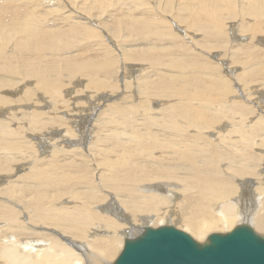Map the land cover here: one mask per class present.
<instances>
[{
	"label": "bare ground",
	"instance_id": "bare-ground-1",
	"mask_svg": "<svg viewBox=\"0 0 264 264\" xmlns=\"http://www.w3.org/2000/svg\"><path fill=\"white\" fill-rule=\"evenodd\" d=\"M199 1L198 5L204 3L202 7L211 6L208 15L213 20L212 29L205 21L201 23V27L214 39L213 46L222 51L229 50L226 49L228 44L222 46L230 35L228 30L226 33L223 29L222 6H219L218 0ZM1 5L4 6L5 3ZM228 9L232 17L245 18L244 14H237L231 6ZM249 11L255 14L257 21L249 25L250 28L240 24V32L250 30L252 36L264 34V0H258ZM11 13L15 18L8 23L9 27H1L7 12L0 7V105H10L2 112L3 116H0V178L6 177L5 181L9 179L3 173L16 169L14 161L24 152L26 155H33L34 159L33 162L30 161L26 174L21 173V177L16 180H8V187H0V264H113V259L123 248L124 239L138 233L139 223L145 224L143 226L152 225L150 227L153 228L157 222H166L169 218L174 224L190 232L199 243L207 241L216 231L223 233L243 223L249 224L257 235L264 237V164L258 170L261 162L264 163L263 148L256 147L258 151H253V144L264 146V118L257 115L253 118V122L257 120L256 123L247 130L237 129L223 134V130H218L213 141L203 134L216 127L217 120L221 117L214 114V106L232 115L238 116L239 113V116L251 117L252 106L249 108L239 102L240 99L233 97L236 93L223 73L225 71L202 57L200 51L197 54L190 53L187 58L173 63L177 67L190 64L196 67L191 77L178 81L166 76L155 78L145 71H142V75L135 76L138 71L134 72L135 66L132 64L134 69H130V72L134 80L130 82H134L137 89L140 84L148 93L144 94L139 106L115 103V106H110V112L117 115L116 121L123 127L144 120V139L135 140L125 135L123 145L118 147L117 136H114L115 141L107 143L106 134H99L98 130L102 125L95 130L91 127L86 149L82 144L84 141L77 139L84 138L81 126L90 120L88 114H79L83 112L79 111L80 107L86 106L85 100L82 101L83 104L77 100L67 110L62 109L66 100L58 101L55 106L52 100L58 99V94L62 95V88L66 86L61 84L64 74L69 77L78 74L85 76L83 80L88 81V86H84L85 90L114 91L116 87L110 82L111 79L114 80L112 72L117 64L114 50H105L101 54L96 53L95 49L86 56L69 55L59 58V61L55 57L43 60L38 56L40 51H37L39 48L47 49V44H55L53 41L62 35L60 29H54L58 32L50 35L35 32L31 19H21L17 11ZM137 23L141 24L142 20ZM231 27L234 32L233 24ZM76 28L78 29L77 26L72 27L71 31ZM13 30L20 35L29 36L25 41L20 38L18 45L12 44L13 54H10L15 60H12V56L3 47L6 33ZM243 37H238L240 42ZM245 37L247 40L250 36ZM79 38L82 39L81 36ZM143 39H147L146 36ZM245 43H239V47V44L234 46L237 49L235 51L245 58H238V63L248 65L244 73L240 74L247 80L257 76L259 80L262 79L264 86V51ZM258 43L264 44V38L258 39ZM140 46L145 47V50L138 52L136 49L133 53H127L126 58L145 63L159 61L160 67L168 64L164 58L149 52L147 44ZM233 49L228 51L231 56L234 54ZM181 52L182 49H174L167 54L178 57ZM134 64L141 65L140 62ZM224 64L220 65L225 66ZM201 71L204 72L203 76L200 75ZM104 75L107 78L102 79ZM82 82L76 81L74 86L64 90L63 95L71 96L76 91V85ZM14 87L18 89L9 91ZM123 87L126 89L127 84H123ZM39 91H42L41 95H38ZM51 92L54 97L47 102L43 93L50 95ZM9 94L17 97L12 100L8 97ZM257 94L260 96H257L258 99L264 101V90ZM49 95L47 98L50 99ZM102 96L111 100L108 94L100 97ZM158 96L167 101L165 107L159 108L160 113L158 110L154 112L158 108L150 103L152 98ZM40 98L44 103L43 107L48 108L46 112L38 109ZM83 98L88 103V110L95 112L98 109L90 96ZM255 98L254 101L257 100ZM69 99L73 100L72 97ZM140 107H144L143 111ZM17 108H20L19 112L16 111ZM10 109L16 113L11 115ZM58 109H62L67 116L58 115ZM71 114L72 119L79 121L72 120L70 126ZM43 116L48 119H41ZM49 125H56L51 130L55 137H50L49 133L40 136L38 132ZM63 125H66L64 134L56 129ZM233 132L238 134V139L230 138V133ZM162 134L165 135L163 139L158 138ZM261 136L262 139L258 142L255 138ZM72 137H76L77 142H73ZM43 139L63 143V146L57 147L60 143L56 142L59 143L55 144L57 148L52 147L49 152L51 159H39L41 157L34 155L35 144H42ZM53 145L50 143V146ZM50 146L46 144L45 148L49 149ZM59 151H65L68 158L59 159L62 156ZM91 151L100 158L94 160ZM21 164L25 165L23 162ZM170 208L173 212L167 218L166 211Z\"/></svg>",
	"mask_w": 264,
	"mask_h": 264
},
{
	"label": "rangeland",
	"instance_id": "rangeland-1",
	"mask_svg": "<svg viewBox=\"0 0 264 264\" xmlns=\"http://www.w3.org/2000/svg\"><path fill=\"white\" fill-rule=\"evenodd\" d=\"M0 1H1L0 5L5 3L4 6L1 5L0 7H3L7 12L5 21H2L4 23H1V27L3 28L9 27L8 23H10L12 19L15 18V16L11 13V11H17L18 17H20L21 19H31L32 20V23H33L32 27L35 29V32L39 31V32H43L45 34L50 35L53 32H58V31H54V29L55 30H57V28L60 29V32L62 34L61 37L55 39V40L59 39L57 40V42L55 40L53 41L55 42L56 45L53 44L52 41H50L52 44L51 45L47 44L46 45L47 49L39 48V50L37 51V52L40 51L38 56L43 60H51L50 59L51 57L52 58L55 57L57 58L56 60L59 61V58L67 57L69 55L72 57L74 55L86 56V55L92 54V51L93 50L95 51V49H96L95 51L96 53H101V54H103L102 52L105 50H109V51L114 50V55L117 58V64H115L116 65V68L114 69L115 72L114 71L112 72V77L114 78V80L113 79L110 80V82L114 84V87H116L114 91H109L108 89L106 90L99 89L97 90L98 92L97 91L92 92L89 89L85 90L84 86L86 85L88 86V81L83 80L85 79V76L78 74L74 77H69L68 75L64 74L61 78V84H66V86L62 88V93H61L62 95L58 94L57 96L58 99H56L55 101L52 100V98L54 97V95L52 94L53 92H51L50 95L47 93L46 94L43 93L46 101L48 102V100L49 101L52 100L54 106L56 105L58 101L62 99L66 100L64 107L62 108L66 110L68 108H71L73 103L77 102V100H78V103H82V101L85 100L86 106L80 107L79 111H83V112H80L79 114L82 116L88 114L90 116V120L87 123L82 124L81 126V134L84 135V138L80 139L77 137V139L80 140V142L84 141L82 144L83 146H86V149L88 148V145H89L87 142L90 141V136L88 137V135H91V133L89 134L91 127H93L95 130L97 128L99 129V127H101L102 125L103 126L98 130L99 134L103 132L106 134L107 143H110L113 140L115 141L116 139L114 138V136H117L118 147H121L123 145V140H124L125 135L128 137L134 138L135 140L144 139V135H145L144 131H146L144 127V120L136 121L133 124H129L123 127V125H118V122L116 121L118 118L117 115L112 114L110 112V106L112 105L115 106V103H120V104H125V105L133 104L134 106H139L142 102L144 94L148 93V91L145 90L142 86H140V84H138L139 89H137L135 88L134 82H130L132 79L134 80L133 78L134 76H132L130 71L135 68L134 72L138 71L136 72V74H134L135 76L142 75L143 73L142 71H145L146 74L152 75V77H155V78H158L160 76H166L173 81H178L180 79H187L195 73L196 71L195 65L190 64V65H186L185 67H177L173 63L179 61L180 59L184 57L187 58L190 53L197 54V52L199 51L202 57L211 61L213 64L218 65L221 70L225 71L223 73H225L227 78L230 80L231 86L233 87L236 93V95H233V97L235 96L236 98L240 100L242 99L241 101L239 100V102H242V104L248 106L249 108L252 106L251 107V110H252L251 117L247 115L246 116L244 115L242 117V116H239V113H237L238 116L236 114L232 115L230 112L226 110L220 111L217 107L214 106V109H216L214 114H219L221 116L218 118L217 123H216V127L218 129L216 127H212L203 134H205L207 138L209 137L213 141L216 138V133H218V130H223L224 132H221L222 134L229 133L237 129L247 130L250 128V126L256 123L257 120L253 122L254 121L253 118H256L257 115L261 116L260 118L262 119L264 118V101H260L261 99H258V97L260 96H258L257 94L258 92L264 90V86L262 85V79L259 80L257 76H253L251 78L253 81H251V79L247 80L246 78L241 76V74L244 73V70H246V66L248 65H243V63H238V58L240 60L241 59L245 60V58H244V55H239V53L236 52L237 49L235 48L237 47L239 43L244 44L246 42L245 44L254 45L257 49H259L260 47L261 51H264V44L258 43V39L264 38L263 33H260L259 36L258 35L252 36L250 30H248L247 32L246 31L240 32V24L247 25V28H250L251 26L249 25H252L257 21V19L255 18V14H253L249 10L251 9L252 6H254V4L258 0H218L217 1L219 6H222L221 14L224 20L223 29L225 30L223 31L227 33L226 30H228L230 34L229 36L226 37V39L222 43V46H224L225 44H228L226 49H229V50H223V51L213 46L214 39H212L210 34L201 27V23L205 21L209 23L208 25L210 29H212L213 20L212 18H210V15H208L211 9V6L205 5L204 7H202L204 3H201L198 5V2H200L199 0H6V1L0 0ZM219 2L220 3L222 2V3L220 4ZM230 6L236 11L237 14H240V15L244 14L245 18L242 19L240 17H235V18L232 17V15H230L228 11L229 10L228 8ZM141 20H142V23L138 24L137 22H141ZM94 23L97 24L98 26L95 25ZM232 24L235 28L234 32L232 29L233 27H231ZM76 26L78 27V29L76 28L75 31H71L72 27H76ZM236 28L238 31H236ZM221 31H222V28H220L219 32ZM91 35L93 37H91ZM106 35H108L109 37ZM79 36H81L82 39L79 38ZM94 36H95V39H94ZM144 36H146L147 39H143ZM239 36H242V37L244 36L243 39H241V42H240V39L238 38ZM245 36H250V37H248V39L246 40ZM6 37H7L6 41L3 42V47L5 48L6 52L10 56H12L13 54L12 53L13 48L11 47L12 44L16 43V45H18V41L20 38H22V41L23 40L25 41V39L29 36L26 34L20 35L17 31L13 30L11 33H6ZM66 38L67 40L65 41ZM106 41L109 42V44ZM143 43L147 44V50L149 52L164 58L168 62V64L166 66L160 67L161 63L159 61H156L154 63H149V62L145 63V61H139V60H133V59L126 58L127 53H133L135 52L136 49H137L136 51L138 52L143 51V49L145 50V47L141 48L140 46ZM240 44L238 45V47L240 46ZM52 49L53 51H50ZM67 49H69L71 53ZM174 49H182L180 56L172 57L167 54L169 52H173ZM232 49H233L234 54H232L231 56L228 53V51H231ZM124 53H125V56H124ZM12 60H15V59L13 58ZM120 61L122 63H120ZM215 61H218V62L216 63ZM219 61H222V62L220 63ZM137 62H140L141 65L134 64ZM129 64H131V67L129 66ZM132 64L133 66H135L134 68L132 67ZM220 64L221 65L224 64L225 66H221ZM124 65L126 66L123 67ZM141 68L142 70H140ZM200 75L203 76L204 72L201 71ZM105 78H107V76L105 75L102 76V79H105ZM31 79L34 80V78H31ZM122 79L124 81H122ZM80 80L83 82L81 84L76 85L77 86L76 91H74V93H72L71 96H68L67 94L63 95L64 90L66 88L74 86L73 84L76 81H80ZM123 84H127L126 89H123L124 88ZM254 84H257V86ZM187 87H189V85ZM17 89L18 87H14L12 89H9V91L14 92ZM41 94H42V91L41 92L39 91L38 95H41ZM104 94H108L111 100L109 99L106 100L104 99L103 96L100 97L101 95H104ZM48 95L50 99L47 98ZM84 96L86 97L90 96L92 100L95 101V106L98 107V109L95 112L93 110H88L89 106H88L86 99L83 98ZM135 96H137V99H135ZM230 96H232V93L230 94ZM8 97L14 100V98H16L17 96H14L13 94H9ZM70 97H72L73 100L69 99ZM255 97L257 98V100L254 101ZM98 98H101V99L99 100ZM244 99L246 102L244 101ZM166 102L167 101H165L164 99L162 100L159 96L154 97L152 98V100H150L151 105L154 104V108H158L154 110V112L158 110L157 111L158 113L161 112L159 108L166 106ZM42 103L43 102H41V98H40L39 102L37 103V105L39 106L38 109H40L43 112H46L48 108L43 107L44 103L43 104ZM259 104H261L262 106ZM9 107L10 105L8 103H6L5 105H0V116H3L2 112H4V109L9 108ZM145 107H148V106L146 105ZM62 109L57 110L58 115L62 114L63 116H67L64 114V111ZM140 109L143 111L144 107H140ZM11 110L12 109H10L11 115H13V113H16L14 112V110L13 111ZM99 110L100 111L102 110V111L100 112ZM16 111L19 112L20 108H17ZM61 111H63V113ZM97 112H99L100 114ZM93 114L97 117H95ZM72 116L73 114L70 115V119H69L71 121L70 126L72 125V120L79 121V120L72 119L73 118ZM41 119L46 120L48 118L43 116L41 117ZM247 120L249 123L247 122ZM263 122H264V119H263ZM65 126L66 125H63L62 127H57L56 129H58V131L64 134L65 132H63V130H66ZM55 127L56 125L45 126V128H43L42 130L43 132L40 131L38 133L41 134L40 136H43L42 134L49 133L50 137L51 136L55 137V135L51 134V130H53ZM40 128H42V126ZM226 131H229V132H226ZM233 133H230V138L238 139L239 137L238 134L237 133L233 134ZM99 134H97L98 139H99ZM164 136H165L164 134L158 135V138L163 139ZM72 138H73L72 139L73 142L74 141L77 142V139H75L76 137H72ZM92 138L94 139V136H92ZM255 139H257V141L259 142L261 141L262 136L259 138L256 137ZM245 141L246 140H244V142ZM49 142L51 143V145L53 144L55 145L56 142H59V141L54 140V141H49ZM49 142L43 139L42 144L41 143L35 144L36 145L35 147L37 149L34 148L35 150L34 155L36 154L35 155L36 157H41L39 159H43L42 157L46 159H51L49 157L50 156L49 152H51L53 148L63 146L62 142H61L62 144L60 142H59L60 144L57 143L59 144V145L56 144L57 147L56 145L55 147L54 145L50 146ZM46 144L47 145L49 144L50 146L49 149L45 148ZM64 145H67V144L64 143ZM256 147L263 148L262 154L264 157V146L263 145L255 146L253 144L254 150L253 149L252 150L255 152L258 151ZM91 152H92L91 154H93L94 156V160H97L100 158L98 156H95L93 151ZM59 154H62V156L59 159L62 158V160H66L68 158V155L65 154V151H59ZM155 154H158V152H156ZM29 155L28 154L26 155V152H24L23 154L19 156L21 158L17 157L15 159L14 163H16L17 168L11 171L10 172L11 174L3 173L5 176L8 175L9 177L8 180L10 179L16 180L17 177L18 178L21 177L20 176L21 173L22 175L26 174L27 167L28 168L30 167V163H31L30 161L34 159L33 155L31 156ZM22 162L25 165L21 164ZM263 164L264 163L261 162L260 168H258V170L263 168ZM5 178L6 177L0 178L3 182L0 184V187L9 186V184H7L9 183V181L6 179L7 181L6 182ZM252 180L253 182H255L254 179ZM254 189L256 188L254 187ZM171 212H173V209L170 208L169 210L166 211L167 216L166 214L165 216L169 218L172 215ZM171 221L172 220L169 218L166 220V222L164 220L161 222H157L155 224L156 226H153V228H158L162 225H167V226L170 225L192 236L190 232H188L185 229L180 228L179 226L174 224L173 221L172 222ZM143 225L145 224L139 223L140 229L138 233H135L133 237L131 236L129 238H134L138 236L139 234H141L144 228ZM149 226L152 227V225H149ZM234 228L235 227H233V229ZM233 229H230L229 231H226L223 233H219L220 231L219 230V231H216V233L226 234ZM192 238L194 237L192 236ZM204 243H208V240L207 241L205 240ZM204 243L202 242L201 244H204ZM121 250L122 248L120 249L119 253L121 252ZM117 256L115 257V259H113L114 261L116 260Z\"/></svg>",
	"mask_w": 264,
	"mask_h": 264
},
{
	"label": "water",
	"instance_id": "water-1",
	"mask_svg": "<svg viewBox=\"0 0 264 264\" xmlns=\"http://www.w3.org/2000/svg\"><path fill=\"white\" fill-rule=\"evenodd\" d=\"M113 264H264V237L243 223L201 244L170 225L144 226L138 236L124 239Z\"/></svg>",
	"mask_w": 264,
	"mask_h": 264
}]
</instances>
